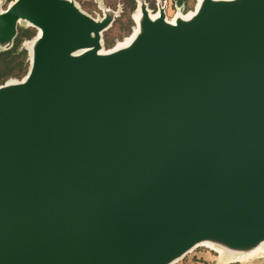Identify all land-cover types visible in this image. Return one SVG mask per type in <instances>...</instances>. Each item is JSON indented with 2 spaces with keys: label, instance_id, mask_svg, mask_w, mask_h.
Here are the masks:
<instances>
[{
  "label": "water",
  "instance_id": "1",
  "mask_svg": "<svg viewBox=\"0 0 264 264\" xmlns=\"http://www.w3.org/2000/svg\"><path fill=\"white\" fill-rule=\"evenodd\" d=\"M100 8L0 9V51L37 31L25 77L0 86V264L264 247V0H203L174 23L141 0L139 33L108 51L120 11Z\"/></svg>",
  "mask_w": 264,
  "mask_h": 264
},
{
  "label": "rangeland",
  "instance_id": "2",
  "mask_svg": "<svg viewBox=\"0 0 264 264\" xmlns=\"http://www.w3.org/2000/svg\"><path fill=\"white\" fill-rule=\"evenodd\" d=\"M75 3L78 5V7L87 15L90 17L100 20L103 18L104 11L100 8V0H74ZM166 9H165V15L168 21H173L177 16H182V15H187L190 12L194 11L195 5H196V0L191 1L189 3V9L187 12H180L178 8L174 7L172 0H166ZM113 5L114 6H109V9L113 10L114 12L120 11V14L117 18H115L114 23L112 24L111 28L106 31L103 35V47L104 51L111 50L115 48L119 43L124 42L133 32L135 28V24L132 20V17L134 15H130V19L132 20V26L129 24L128 20V12L125 11L123 13V5L120 0H113ZM148 9L152 12L153 14L157 13V5H158V0H146ZM6 8V5H0V9L4 10ZM23 27V26H21ZM37 35V31L35 30V36ZM33 37V38H34ZM32 38V39H33ZM31 39V40H32ZM108 39L109 42H111L110 47H106L105 45V40ZM31 40L24 41L22 46L25 48L26 44L30 42ZM22 80V79H21ZM11 81H20V80H11ZM195 252L203 251V252H210L217 257L219 256V253L211 248L208 247H199ZM263 254L256 255L255 257H261ZM252 259V258H251ZM222 261L228 262V258L225 259V257L221 258Z\"/></svg>",
  "mask_w": 264,
  "mask_h": 264
},
{
  "label": "trees",
  "instance_id": "3",
  "mask_svg": "<svg viewBox=\"0 0 264 264\" xmlns=\"http://www.w3.org/2000/svg\"><path fill=\"white\" fill-rule=\"evenodd\" d=\"M7 4L14 0H5ZM164 2L166 0H160ZM194 0H172L174 7L182 8L183 12L189 9V3ZM104 5L114 6L113 0H103ZM123 5V13L128 12V22L132 26L130 15L136 10L135 0H120ZM35 36V29L33 28H19L17 37L13 42V46L8 51H0V86L11 80H21L27 74L29 68L28 54L22 46L24 41L31 40ZM106 47L111 46L108 39L105 40Z\"/></svg>",
  "mask_w": 264,
  "mask_h": 264
},
{
  "label": "bare ground",
  "instance_id": "4",
  "mask_svg": "<svg viewBox=\"0 0 264 264\" xmlns=\"http://www.w3.org/2000/svg\"><path fill=\"white\" fill-rule=\"evenodd\" d=\"M202 1L203 0H197V3L195 5L196 10L199 7V5L202 3ZM140 7H141V0L138 2V9L134 12V15H133V21L135 23V28H134L132 34L124 42L119 43L115 48H123V47L128 46L134 40L136 35L139 33L140 21L142 19V13H141ZM194 14H195V11L188 13L186 16L183 15V19H188V18L192 17ZM150 17L152 19H156L158 17V12L155 14H153V12H150ZM167 21H168V19H167ZM174 21L175 20L168 21V22L174 23ZM203 245H205L207 247H211L212 249L214 247V245H212L210 243H204ZM263 250H264V247L260 245L257 248L252 249L251 251H248L247 253H237L234 251H230V253L232 254V259H233V260L232 259H230V260L238 261V262L246 261L250 258L255 257L256 255L262 254ZM216 251L221 252V250H219V249H217Z\"/></svg>",
  "mask_w": 264,
  "mask_h": 264
},
{
  "label": "crops",
  "instance_id": "5",
  "mask_svg": "<svg viewBox=\"0 0 264 264\" xmlns=\"http://www.w3.org/2000/svg\"><path fill=\"white\" fill-rule=\"evenodd\" d=\"M0 4L6 6L8 5L5 0H0ZM262 256V259L259 257H253L252 259L250 258L246 261L231 263L222 261L220 256L217 257L210 252L193 251L175 264H264V255Z\"/></svg>",
  "mask_w": 264,
  "mask_h": 264
},
{
  "label": "flooded vegetation",
  "instance_id": "6",
  "mask_svg": "<svg viewBox=\"0 0 264 264\" xmlns=\"http://www.w3.org/2000/svg\"><path fill=\"white\" fill-rule=\"evenodd\" d=\"M153 12V11H152Z\"/></svg>",
  "mask_w": 264,
  "mask_h": 264
}]
</instances>
